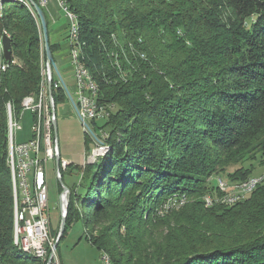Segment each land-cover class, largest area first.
Listing matches in <instances>:
<instances>
[{"label":"trees","instance_id":"obj_1","mask_svg":"<svg viewBox=\"0 0 264 264\" xmlns=\"http://www.w3.org/2000/svg\"><path fill=\"white\" fill-rule=\"evenodd\" d=\"M64 1L78 63L99 107L115 109L93 123L108 133V153L75 167L64 236L82 223L113 264H264V183L235 205L203 201L214 175L245 181L244 158L264 160V0ZM9 3L0 12V264H47L14 243L9 105L18 119L24 99L39 95L46 57L38 19ZM58 48L50 43L54 60ZM52 96L56 107L67 102L55 76ZM84 142L89 151L87 133Z\"/></svg>","mask_w":264,"mask_h":264},{"label":"built area","instance_id":"obj_2","mask_svg":"<svg viewBox=\"0 0 264 264\" xmlns=\"http://www.w3.org/2000/svg\"><path fill=\"white\" fill-rule=\"evenodd\" d=\"M27 4H31L26 0ZM41 9L48 6L50 0H33ZM60 10L68 19V41L73 43L72 20L73 13L68 5L61 0H56ZM33 9V7H32ZM34 13L35 10L33 9ZM36 14V13H35ZM71 64L74 69L75 90L72 94L76 109L75 114L82 123L85 133H89L84 126L85 123L91 128L94 122L106 121L110 117L111 107L101 106L93 108L91 90L86 86V81L79 69H76L73 61V53H70ZM5 69V67H3ZM43 85L37 97H27L24 99L23 110L20 117L14 118L9 105L10 129L8 131L9 142V167L11 177L16 178L18 187L19 212L14 218V240L19 241V247L25 248L28 252H38L44 260L49 259L50 254L55 253L52 264H60L56 259L54 249V239L52 237L51 215L49 211V187H48V165L51 161H56L60 156L57 142L53 136V111L56 105L53 97L49 96L47 79L48 73L45 69L43 73ZM60 86L61 83L59 82ZM25 112H31L33 116L32 138L28 142H16V133L21 129L19 122ZM97 139L102 143V139H108L106 132L95 133ZM97 143L96 149L91 151L88 162H94L102 153V144ZM68 163L59 159V164L54 171L55 177L61 179V171H66ZM251 183V182H250ZM225 188V184L217 181L214 190ZM242 199H234L231 203H240ZM179 202H169L170 209L178 206ZM209 207V206H206ZM49 251V252H48ZM102 264H107L101 259Z\"/></svg>","mask_w":264,"mask_h":264},{"label":"rangeland","instance_id":"obj_3","mask_svg":"<svg viewBox=\"0 0 264 264\" xmlns=\"http://www.w3.org/2000/svg\"><path fill=\"white\" fill-rule=\"evenodd\" d=\"M6 4H11V3H6ZM31 8H32V5H31ZM33 9L30 10L28 8V10L32 14H35L36 12L34 13ZM62 15L63 16H62L59 24L60 25H63L65 23L67 24L68 19L64 16V14H62ZM33 16L35 18H37L36 14ZM37 21L39 23V20H37ZM39 25H40V23H39ZM40 29H41V26H40ZM41 36H42V32H41ZM42 41H43V39H42ZM85 69H87V68H85ZM44 73H45V71H44ZM62 76H63L64 80H66L67 84L71 82L72 73L66 74L63 72ZM65 104L68 105L69 101H67ZM111 108L112 109L110 111V115L115 110L113 106ZM75 116H76V114H75ZM76 118L78 119L77 116H76ZM79 122H80V120H79ZM80 124L82 125L81 122H80ZM19 125H20L22 130H20L16 133V142L21 143V142H25V141H28L29 139H31L32 138V132L31 131H32V125H33L32 113L31 112H25L23 114L22 118L20 119ZM94 128H95V125L92 124L91 130H92L93 134L95 135V132H94L95 129ZM81 130H82V134H81V137L79 139H80V141L83 140V142L76 143V141H77L76 135L73 134L72 139H71L72 143H69L74 148L77 146H82V147L84 146L85 130H84L83 125H82ZM102 132H105V131H102ZM53 134H54V131H53ZM87 134L91 138V141H92L91 142L92 144L90 145L89 151L90 150L94 151L96 149L97 143H94V137L90 132ZM96 134L99 135L100 132L96 131ZM53 138H54V136H53ZM58 138H60L59 144H60V147L62 148L65 145V143H63V137H62L61 133H60V136ZM54 140H55V138H54ZM104 148H105L104 151L98 155L99 157L105 156L108 153L109 148L106 147L105 144H104ZM89 151L85 150V157L87 159V162L89 161V157L92 154V152L91 151L89 152ZM254 155L255 154L252 151V153H250L246 158H244V160H248V161L244 162V165H246V167H250L253 169V174H252L253 176H251L250 178H260L261 179V177H263V179H261V183L259 184V185H261L262 183H264V181H263L264 180V160H262V162H261L260 158H259L258 160L253 161L252 158L254 157ZM86 164H88V163H86ZM48 168H49V170H53V169L56 170V161H51L48 165ZM234 169L235 168H231L230 170L227 171V173L233 172ZM63 175H64V184H66L67 187H72L75 183L78 182V178H79L80 174L75 167H73V168L71 167V168L67 169L66 171H63ZM250 178H248V179H250ZM217 181H222V182L225 181L224 183L229 185L230 190L232 189L231 187H233V185L237 186V185L244 182V181H231L225 176V174H220L217 176L214 175L210 179V185L212 183V185L214 186V184H216ZM47 185L49 187V211H50V215H51V224H52L53 230H55V232L58 231V234H59L60 225H61V214H60V221L58 223H57V220H55V218H54L55 213L60 212L59 211L60 210V198L59 197L61 195V193H60L61 185L59 183L58 177L57 176L55 178L51 177L49 179ZM256 190H257V188H256ZM218 191H219V189H218ZM218 191L216 190V192H214V194H208L203 198V201L205 202V204H204L205 206L212 207L214 205H226V204H223V202L221 200L222 197H224V195L222 196L221 191H219V192ZM254 191H252L250 194L248 193L249 194L248 196H247V194H244L242 202L244 200H246ZM219 193L221 195H219ZM206 199H211L210 204L207 205ZM182 206H175V207L180 208ZM226 206H230V205H226ZM123 231L124 230L122 229V232ZM55 232L52 235L53 238L56 236ZM85 233L86 232L84 231L82 223H76L73 227H71V229H69L67 234L63 237L62 241H60V243L58 245V249H57V253H56V259L59 261L60 264H102L101 263L102 262L101 261L102 253H100L97 250V248H95L86 239ZM57 237H58V235H57ZM25 257L30 258V255L29 256L26 255Z\"/></svg>","mask_w":264,"mask_h":264},{"label":"crops","instance_id":"obj_4","mask_svg":"<svg viewBox=\"0 0 264 264\" xmlns=\"http://www.w3.org/2000/svg\"><path fill=\"white\" fill-rule=\"evenodd\" d=\"M47 25L49 28V42L52 45L58 46V52L55 54V61L58 67V70L60 72V75L65 83V86H67L69 92L71 95L74 93L75 90V80H74V69L71 64L70 60V53L72 52L71 44L68 41V23L60 25V21L62 18V14H64L59 6L56 0H50L49 4L46 8L42 9ZM65 16V15H64ZM66 17V16H65ZM66 73H72V80L70 83L67 84L66 80H64L62 74ZM57 79V84H59V79L56 75H54ZM62 87V86H61ZM67 101L69 99L67 98ZM56 113H57V122H58V137L60 136V133L63 137V143L65 145L61 148L59 144V151H60V159L66 161L70 166L72 167H82L87 162V159L85 157V142L84 146H77L73 147L71 144V139L73 134L76 135V143L83 142V140L80 141V137L82 134V125L80 124L79 120L75 116V109L72 105V103L69 101V104H62L58 107H56ZM60 116V117H59ZM33 121V116H32ZM85 136V134H84ZM59 143H60V138ZM30 140V139H29ZM26 142V141H25ZM28 142V141H27ZM82 158V159H81ZM56 168H57V162H56ZM54 171L56 170H49L48 173V179L51 177L55 178ZM64 183V182H63ZM66 185V184H65ZM67 186V185H66ZM61 196V195H60ZM60 212L55 213L54 218L57 220V223L60 221Z\"/></svg>","mask_w":264,"mask_h":264},{"label":"water","instance_id":"obj_5","mask_svg":"<svg viewBox=\"0 0 264 264\" xmlns=\"http://www.w3.org/2000/svg\"><path fill=\"white\" fill-rule=\"evenodd\" d=\"M32 4V7L34 8L36 15H37V19L39 20L40 26H41V32H42V39H43V49L45 52V57H46V63H45V68L46 71L48 73V79H47V86H48V92H49V96L52 98V82L54 79V75H56L61 83L62 88L64 89L67 98L69 99V101L72 103V105L75 107L76 109V105L74 102V99L71 95V93L69 92L67 86H65V83L60 75V72L58 70L57 64L54 60L52 51L50 49V42H49V32H48V25H47V21H46V17L45 14L43 12V10L39 7V5L34 2L33 0H29ZM2 52L5 61L11 62L12 61V45H11V39L7 36H5L2 39ZM53 115H54V121H53V131H54V138L57 142V144L59 145V139H58V122H57V113L56 110L53 111ZM84 126L88 129V131L93 135L94 139H96L99 143L98 144H103L101 143L97 137L93 134L91 128L88 126L87 123L84 124ZM108 134V133H107ZM106 145V143H104ZM103 157V156H101ZM100 157L97 158V160ZM59 159L60 157L57 159V166L59 164ZM95 160L94 162H88V164H94L96 163ZM59 183L61 185L62 188V193L60 198V210L61 211V225H60V230H59V234L58 237L54 243V249L56 250L57 246L59 245L60 241H61V237L64 236V233L66 231V224H67V209H68V204H69V194H70V190L69 188L63 183V181L61 179H59ZM55 258V253H51L50 257L47 261V264H52L53 259Z\"/></svg>","mask_w":264,"mask_h":264},{"label":"bare ground","instance_id":"obj_6","mask_svg":"<svg viewBox=\"0 0 264 264\" xmlns=\"http://www.w3.org/2000/svg\"><path fill=\"white\" fill-rule=\"evenodd\" d=\"M61 1L65 3L64 0H61ZM9 2L22 4L26 8H29L30 10H32L31 5L27 4L26 0H0V12H2L4 5L6 3H9ZM33 15H35V14H33ZM76 22H77V20H76L75 16L73 15V20H72L73 43H70V44L73 46V47L72 46L71 47L73 48L72 53H73L74 65H76V69H79L80 73H82V75L84 76V79L86 81V86L89 87V89L91 90V98H92L93 108H100L99 104L95 98L97 91H98L97 86L92 81L88 71L82 65H80L78 63V50H77L78 47H77V44H78V35L79 34H78V24ZM9 129H10V118H9ZM105 141L102 140V143L103 142L105 143ZM58 147H59V145H58ZM104 149H105L104 144H102V152L104 151ZM10 171H11V168H10ZM261 179H263V177H261ZM261 179L260 178H250V179L244 181L243 183H241L237 186L233 185V187H231L232 188L231 190H230L229 185L224 183L225 181L224 182L220 181V183L225 184V188L219 189V191H221L222 196L224 195V197H222V199H221L223 204L234 205L235 203H231V202H233L234 199H242L243 200L244 194H247V196H248L252 191L256 190L258 185L261 183ZM12 184H13V192H14V199H15L14 200V211H15L14 218H17L18 212H19V204H18V197H17L18 187L16 186L17 185L16 178H12ZM217 191H218V189H217ZM221 194L219 193V195H221ZM210 200L211 199H206L207 205L210 204V202H211ZM14 243L18 247V249H21L23 252L31 254V256L33 255L37 259H43L42 255L40 253L28 252L25 248L19 247V241L15 242V240H14ZM101 259L106 260L107 264H113V262H111V259L109 258V256L105 253L102 254Z\"/></svg>","mask_w":264,"mask_h":264}]
</instances>
